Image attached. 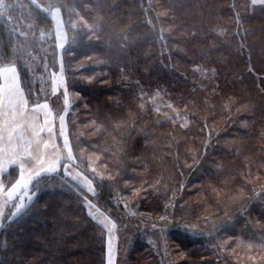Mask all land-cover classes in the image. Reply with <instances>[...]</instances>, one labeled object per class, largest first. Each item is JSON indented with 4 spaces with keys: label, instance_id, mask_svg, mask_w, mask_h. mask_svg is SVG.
Returning a JSON list of instances; mask_svg holds the SVG:
<instances>
[{
    "label": "trees",
    "instance_id": "obj_1",
    "mask_svg": "<svg viewBox=\"0 0 264 264\" xmlns=\"http://www.w3.org/2000/svg\"><path fill=\"white\" fill-rule=\"evenodd\" d=\"M54 12L65 42L58 39ZM78 14L88 29L67 18ZM247 32L256 47L249 61L238 48ZM83 34L88 39L81 42ZM9 63L17 65L30 102H48L50 90L43 95L39 84L41 75L50 74L58 82L55 100L63 83L89 104L83 113L96 144L74 135L72 164L90 180L79 163L87 162L82 151L95 152L105 161V172L117 176L103 184L90 180L95 195L87 197L118 226L114 215L128 211L123 228L116 230L119 263L264 264V139L244 129L250 115H264V5L250 0H0V67ZM202 72L215 75L216 82L230 78L237 89L223 99L234 104L238 116L248 112L224 128L219 116L220 121L211 118L204 126L202 114L192 116L187 127H172L147 99L168 90L183 93L181 101L194 102L195 110L207 111L220 86L211 87ZM199 92L203 96L197 97ZM50 107L59 110L56 102ZM211 123L212 148H203ZM209 157V166L199 169ZM17 174L11 167L4 182L10 185ZM187 176L191 191L182 188L181 194ZM120 184L125 185L121 197ZM84 197L85 191L61 173L31 183L1 218L0 264H106V233L87 214ZM134 209L136 215L130 213ZM154 227L166 242L165 258L158 254L157 240L150 243Z\"/></svg>",
    "mask_w": 264,
    "mask_h": 264
},
{
    "label": "rangeland",
    "instance_id": "obj_2",
    "mask_svg": "<svg viewBox=\"0 0 264 264\" xmlns=\"http://www.w3.org/2000/svg\"><path fill=\"white\" fill-rule=\"evenodd\" d=\"M251 4L253 5H259L262 6L264 5V3H261L260 0H256V2H253V0H250ZM74 10V9H73ZM240 11V9H239ZM246 11L242 12L243 15H245ZM77 15V14H76ZM68 20H70V22L75 26L74 23L77 24V26H79V28L81 29H88V24L82 20V18L79 16H76L73 20L71 19L72 16L68 15L67 16ZM56 19V18H55ZM56 23L60 24L62 23L60 20V17H57ZM249 29V26H248ZM57 32L59 33L58 35V39L61 42H65V37L64 34H61V25H59V27L57 26ZM248 36V38H247ZM247 36L246 34H243V40L240 42V44L242 45V47L240 45H238V48L240 51H242V48L246 51V56L244 55V57L248 59L250 58H254L255 54H253V50H252V46H254V50L256 51V47L255 44L251 42V38H249V32H247ZM227 38H229V35H227ZM85 39H88V35L87 34H83L82 38H80L81 42H84ZM164 47L166 48V50H164ZM63 48V47H62ZM62 48L60 49L59 47V51L62 50ZM172 51L174 49H171ZM220 50L219 48H217V51ZM250 50H252V55ZM164 51L166 52V54L164 53ZM162 52L165 54V59H166V65L168 68H172V60L171 58L168 56L169 54V49L166 46L162 47ZM168 56V57H167ZM224 55L219 54L218 58H223ZM61 58V55H60ZM228 58V57H227ZM226 58V59H227ZM224 59V60H226ZM23 61V58H22ZM11 65H15V64H11ZM17 66V65H16ZM215 70H213L214 72ZM212 72V70H211ZM61 76V75H60ZM201 77H204L208 80V83L211 85V87L214 86H220V94L216 93V95L214 97H211V99L208 101L209 104V108L207 107V111L205 110L204 112H200L194 109V107H196V104L192 101H181V97L183 98V93H178V94H174L171 91H156L154 92L148 99L147 101H149L152 105V108L157 111V113L161 112L163 113V115L165 114V120L168 121V123H171V126H178V124L181 127H187L190 124V119L192 116L194 115H198V114H202L201 118L203 119V124L204 126L207 124L208 121H210V119L212 118L213 121L218 120V118L216 116H219L222 119V123L223 124V128L226 127L227 125H231V123H235V121L241 116L244 115L246 112V109L244 111L243 114H241L240 116H238V111H236L234 109V104L225 101L223 99L224 95H226L227 91H230L231 93L236 91V87L234 86V84L232 83V80L230 78H225L226 82H222L220 80H222V78H219L218 82H216L215 80V75L212 74L209 75L205 72H202ZM218 77H223V75H220ZM41 80L43 82H40L39 86H40V90L42 91V94H48L49 90H50V96L48 98V103L51 106L53 102H56L57 104V108L60 110H58V112L56 111L55 108H53V113H55L57 115V117L54 115L55 118H57L58 120V124L60 123L59 117L60 116H64V123L66 122V136H67V143L70 147H68V150L70 148V151L72 152V144L75 141L74 135H77L80 137V139L84 138V139H88V138H92L91 143L93 145L96 144V141L94 142L93 138V132L89 131L86 127L87 125L91 122L90 119H88L86 113L83 111H85L88 108L87 102H85V99L81 96L80 93H78L77 91H68V89L66 90V88L64 87L63 83H60L62 85V92H60V97L58 99L55 100V90H53V87H57L58 88V82H57V77L55 76L54 78H51V75L48 74L47 76L45 75H41ZM61 82V80H59ZM204 84L206 85V82H204ZM221 84V85H219ZM225 84H227V88L225 87ZM230 90H229V89ZM210 89V88H209ZM203 96L202 92H199L197 97H201ZM44 102V101H43ZM75 105V107H74ZM212 109V111L210 113H208L210 110ZM220 110V112H219ZM250 110V109H248ZM192 114V115H191ZM70 115L72 116V118L70 119ZM263 115V114H261ZM261 115H259L258 117H253L251 116V120L255 121L256 123L252 122L251 120H248V124H245L246 128H244L245 130H249V133H252V137H257L258 138H262L264 139V115L261 117ZM80 118H83L82 121H79ZM205 120V121H204ZM220 121V119L218 120ZM252 122V123H251ZM61 124V123H60ZM72 125L71 130L69 129V126ZM237 125V124H236ZM236 125L233 126V130L239 131L240 128H238ZM241 125V123H240ZM164 127V126H163ZM165 128V127H164ZM210 130V133L208 134V136L205 139V143L203 144V148H206L208 145L212 148V123L210 125V127H208ZM223 130V129H222ZM173 130H170V134H172ZM65 133V131H64ZM253 137V138H254ZM156 140H154V143L156 144ZM202 142V141H201ZM175 145V144H174ZM175 148V147H174ZM83 145H82V150H83ZM82 156L83 160H86V164L84 165L83 162L80 161V166L82 168H85L84 171H88L91 174L90 180L93 181L95 180L96 183L100 182L101 184H103L106 180H109L111 182H113L117 176H115L116 174H109L108 172H105V167L104 163L105 161H100L101 159V155H99L98 153L95 152H91V151H86L85 153L84 151H82ZM179 154L182 155V152L180 151ZM178 155V154H177ZM72 158H73V153H72ZM212 157L206 158L208 160H205L202 164V166L199 169H202L203 167H208L210 164ZM64 157L62 156V161H60V163L57 164V166L55 168L52 169V171H54L55 173H61L63 174V168L61 167V165L64 163ZM75 157L73 158L74 162ZM165 159V158H164ZM73 165V164H72ZM74 167V165H73ZM74 169H76L77 171L78 168L74 167ZM164 171V169L162 170V172ZM76 172V171H74ZM80 173L83 174V172L79 171ZM87 177V176H86ZM65 178V177H64ZM72 178H70L69 180H71ZM88 179V178H87ZM89 180V179H88ZM87 180V181H88ZM89 180V181H90ZM76 182H78L76 180ZM190 182H191V177L187 176V178H185L184 182H182L181 187H180V193L183 194L182 192V188H186V193L191 191V188H189L190 186ZM76 187L82 189L83 191H85V199H84V205L86 207V205H88L90 201L89 197H87V195L89 196L90 194L88 193L87 190H85L83 187L80 186V184H75ZM87 189V187H86ZM125 190V185L124 184H120L117 189L116 192L119 194V197H121L120 193L122 191ZM212 193L221 196V194L217 193V191L215 189H212ZM21 196V195H20ZM19 196V197H20ZM28 199H30V196H26ZM26 199V198H25ZM212 199V198H210ZM136 200V198H135ZM209 199L207 198V201ZM181 201V200H179ZM206 198L202 199V202H205ZM27 202L25 203H21V206L25 205ZM92 203V202H91ZM136 202H132L133 205H135ZM183 203V202H182ZM93 207L91 210H87V214L90 215L92 218V220H94L96 223H98L104 230L106 233V244H107V252H106V264H109V249L108 246L111 245V264H122V262L119 263L118 261V251H119V241L117 239V229H122L124 226V220H122L123 214L124 213H128V211L126 209H120L118 211V215H114L116 217V222L119 223V226L107 215H104L100 212V210L94 206V204L92 203ZM138 209H134L131 210L130 213L133 215H136L135 212ZM198 217V216H197ZM130 220L128 219V224H129ZM141 224V223H139ZM153 231H155L154 235L152 236V238L150 239V243H153L157 240V243L159 245V249L158 254H160V256H162L163 258H165L166 254V242L163 239V237H161L162 235V231L161 232H157L156 228H153ZM122 236V235H121ZM232 258L235 260V255H232ZM236 261V260H235Z\"/></svg>",
    "mask_w": 264,
    "mask_h": 264
},
{
    "label": "crops",
    "instance_id": "obj_3",
    "mask_svg": "<svg viewBox=\"0 0 264 264\" xmlns=\"http://www.w3.org/2000/svg\"><path fill=\"white\" fill-rule=\"evenodd\" d=\"M54 16L56 19L60 17L57 12H54ZM59 25H61L60 32L63 34L62 23H56V29ZM11 64L0 67V89L4 90L0 92V221L8 205L14 203L31 183L44 174L55 173L52 169L62 161V156L65 158L62 164V175L69 183L80 184L87 190L86 182L89 181L72 165V152L70 148L68 150L70 147L68 143L67 146L65 144L66 122L63 124L65 133L61 135V124H58V117L53 113L49 103L46 101L33 103L26 98L20 83L18 67ZM10 84H14L20 91L18 99L25 104L23 117L13 114L12 103L7 95ZM44 104L48 107L43 108ZM33 108L36 110L33 111ZM49 128L52 130L49 131ZM11 167L17 168L18 174L16 179L7 185L3 174L7 173ZM70 178L72 179L69 180Z\"/></svg>",
    "mask_w": 264,
    "mask_h": 264
},
{
    "label": "snow or ice",
    "instance_id": "obj_4",
    "mask_svg": "<svg viewBox=\"0 0 264 264\" xmlns=\"http://www.w3.org/2000/svg\"><path fill=\"white\" fill-rule=\"evenodd\" d=\"M253 2H256V0H253ZM261 3H264V0H260ZM15 71V70H13ZM55 90V89H54ZM4 91L3 89H0V92ZM7 95L9 97L10 103H12V108H13V114L14 115H19L20 117H23L25 114V104L22 100H19V96H20V91L18 88L15 87L14 84H10L8 89H7ZM43 108H47L48 105L44 104L42 105ZM36 109L33 108V111H35ZM60 123H61V135H64V129H63V124H64V116H60L59 117ZM45 123H48V120L46 118ZM49 131H51L52 129L49 128ZM65 144L67 146V141H65ZM86 186H87V191L90 195L94 196L95 195V190L94 187L92 185L91 181L86 182ZM88 210H91L93 205L91 202L88 203V205H86ZM109 249V264H111V245L108 246Z\"/></svg>",
    "mask_w": 264,
    "mask_h": 264
}]
</instances>
